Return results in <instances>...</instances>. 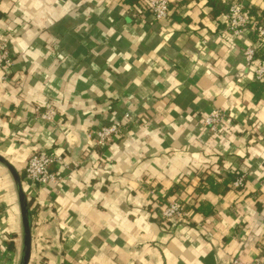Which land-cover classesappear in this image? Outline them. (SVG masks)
<instances>
[{
    "label": "crops",
    "instance_id": "obj_1",
    "mask_svg": "<svg viewBox=\"0 0 264 264\" xmlns=\"http://www.w3.org/2000/svg\"><path fill=\"white\" fill-rule=\"evenodd\" d=\"M122 1L0 0L13 61L0 71V155L29 200V264H264V82L245 57L257 33H228L208 0H170L161 21ZM215 110L226 121L213 133ZM113 123L119 136L100 144ZM40 151L68 165L59 184L26 178ZM174 200L188 221L160 217ZM0 242V264H19L22 215L2 164Z\"/></svg>",
    "mask_w": 264,
    "mask_h": 264
},
{
    "label": "built area",
    "instance_id": "obj_2",
    "mask_svg": "<svg viewBox=\"0 0 264 264\" xmlns=\"http://www.w3.org/2000/svg\"><path fill=\"white\" fill-rule=\"evenodd\" d=\"M139 9L145 12H150L156 20H165L170 16V0H142L138 6ZM226 31L233 36L240 35L244 31L256 32L259 40L264 43V27L257 25L256 19L252 16L250 8L244 3L235 1L230 8V11L225 15ZM245 57L248 63L257 62L254 74L255 80L264 82V60L256 59L255 48L249 47L245 51ZM13 61L10 57L6 44L0 42V71L8 73L12 67ZM56 115L52 109L47 110L41 117L43 120L51 122ZM130 118L129 115L126 116ZM226 121V113L222 110H215L204 120V126L213 133L218 132L221 124ZM120 134L119 124H111L102 127L96 134L100 144L118 137ZM57 170L53 171V166ZM68 165L60 155L49 153L48 151H40L34 154L26 168V178L33 184L40 186H52L59 184L64 180L62 170L67 169ZM246 175H241L234 187L242 189L245 186ZM160 217L167 221L184 222L190 218L189 210L181 200H174L167 203L160 211ZM5 250V251H4ZM7 248L0 242V257H2ZM2 255V256H1ZM232 264H262V259L257 257L251 262H245L241 259H234Z\"/></svg>",
    "mask_w": 264,
    "mask_h": 264
},
{
    "label": "water",
    "instance_id": "obj_3",
    "mask_svg": "<svg viewBox=\"0 0 264 264\" xmlns=\"http://www.w3.org/2000/svg\"><path fill=\"white\" fill-rule=\"evenodd\" d=\"M0 164L4 165L10 174L12 175L18 192L19 205L22 215L23 224V250L20 264H29L31 259L32 249V216L30 210V204L27 195L24 192L22 178L14 167L0 155Z\"/></svg>",
    "mask_w": 264,
    "mask_h": 264
},
{
    "label": "trees",
    "instance_id": "obj_4",
    "mask_svg": "<svg viewBox=\"0 0 264 264\" xmlns=\"http://www.w3.org/2000/svg\"><path fill=\"white\" fill-rule=\"evenodd\" d=\"M142 0H123L122 4L124 6L136 7L139 6ZM231 3H223L221 0H208L207 5L212 8V14L215 18H221L224 15H227L230 11ZM252 16L256 19L257 25L264 27V9L258 10L250 8ZM255 56L256 59L264 60V43L259 41L256 37L254 40Z\"/></svg>",
    "mask_w": 264,
    "mask_h": 264
},
{
    "label": "rangeland",
    "instance_id": "obj_5",
    "mask_svg": "<svg viewBox=\"0 0 264 264\" xmlns=\"http://www.w3.org/2000/svg\"><path fill=\"white\" fill-rule=\"evenodd\" d=\"M21 258H22V256H21ZM21 261V260H20ZM19 264H20V262H19Z\"/></svg>",
    "mask_w": 264,
    "mask_h": 264
}]
</instances>
